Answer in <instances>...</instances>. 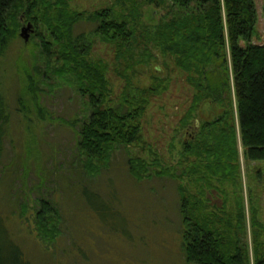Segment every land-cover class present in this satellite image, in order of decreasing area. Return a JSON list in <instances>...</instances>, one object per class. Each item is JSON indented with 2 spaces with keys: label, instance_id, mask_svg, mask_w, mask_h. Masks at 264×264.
Returning <instances> with one entry per match:
<instances>
[{
  "label": "trees",
  "instance_id": "obj_1",
  "mask_svg": "<svg viewBox=\"0 0 264 264\" xmlns=\"http://www.w3.org/2000/svg\"><path fill=\"white\" fill-rule=\"evenodd\" d=\"M72 1L0 0V56L30 21L34 28L30 37L47 60L46 71L38 73L40 80L47 72L70 77L87 99L89 114L80 122L76 147L89 175L107 165L118 145L143 142L141 119L151 99L167 88L168 79L155 75L157 65L152 67L149 85L134 86L136 67L157 60V55L164 66L170 63L192 90L178 119L183 134L181 160L170 163L146 144L149 159L131 157L129 172L138 182L152 175L177 180L180 222L176 231L186 264H264V222L248 191L250 259L238 179V136L245 159L264 160V43L251 40L257 19L254 0H113L112 5L92 11L76 10ZM147 5L170 9L169 14L148 28L140 20ZM261 12L264 21V0ZM82 20L94 22L95 34L114 45L113 69L122 80L121 105H112L109 96V64L93 59L91 44L83 34H74L75 24ZM139 30L141 51L135 41ZM25 77L34 99L37 84L30 75ZM204 102L219 112L197 121ZM6 118L0 100V123ZM173 147L172 141L170 154ZM234 186L238 187L235 197ZM210 190L221 193L220 206L210 203ZM99 194L104 197L101 190ZM20 211H26L22 204ZM60 219L56 202L39 197L33 223L43 242L55 241ZM13 250L20 249L14 244Z\"/></svg>",
  "mask_w": 264,
  "mask_h": 264
},
{
  "label": "rangeland",
  "instance_id": "obj_2",
  "mask_svg": "<svg viewBox=\"0 0 264 264\" xmlns=\"http://www.w3.org/2000/svg\"><path fill=\"white\" fill-rule=\"evenodd\" d=\"M254 3L257 19L251 40L264 43L262 0ZM112 4L113 0L71 2L74 9L86 11ZM168 10L144 6L140 20L150 28L169 14ZM94 29V22L82 20L75 24L74 34H83V39L91 44L93 59L109 64V96L112 105L118 106L122 80L113 69L114 45L102 41ZM141 34L139 30L135 39L140 51ZM29 38L25 43L18 34L0 56V100L7 116L0 123V264H186L176 231L180 222L177 180L152 175L138 182L129 172V159H149L147 146L151 145L168 162L181 160L183 134L179 132L178 119L188 105L191 88L170 63H161L159 55L157 60L139 64L132 74L134 86L149 85L155 65V75L168 79L166 90L151 99L141 119L143 142L118 145L107 165L89 175L76 147L80 122L89 114L87 99L79 94L70 77L59 78L47 72L40 80L38 73L47 69V60L37 48L36 39ZM27 74L38 85L34 99L26 84ZM218 112L215 105L204 102L196 120L211 119ZM237 138L238 179L251 259L248 191L250 203L259 209L264 222V160L245 159ZM237 191L234 186V197ZM207 196L210 203L220 206V192L210 190ZM39 197L55 201L60 210L59 235L53 243L43 242L33 223ZM20 204L26 208L24 213ZM14 244L19 247L18 252L13 250Z\"/></svg>",
  "mask_w": 264,
  "mask_h": 264
},
{
  "label": "water",
  "instance_id": "obj_3",
  "mask_svg": "<svg viewBox=\"0 0 264 264\" xmlns=\"http://www.w3.org/2000/svg\"><path fill=\"white\" fill-rule=\"evenodd\" d=\"M33 25L30 21L26 22L20 27L19 36L26 43L29 40L30 33L33 31Z\"/></svg>",
  "mask_w": 264,
  "mask_h": 264
}]
</instances>
